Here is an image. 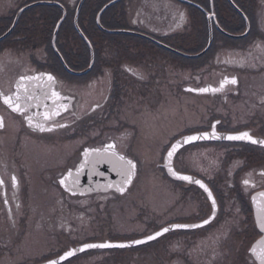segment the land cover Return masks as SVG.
Here are the masks:
<instances>
[{
	"label": "flooded vegetation",
	"instance_id": "flooded-vegetation-1",
	"mask_svg": "<svg viewBox=\"0 0 264 264\" xmlns=\"http://www.w3.org/2000/svg\"><path fill=\"white\" fill-rule=\"evenodd\" d=\"M15 1L9 0L8 5ZM32 1H23L21 5ZM49 1L63 5L65 19L70 12L74 11L75 14L79 0ZM85 1L78 11V21L84 17V12L81 14L80 12ZM92 1L99 3V0ZM113 5H116L113 10L114 18L111 17L114 23L130 24V28L133 29L130 30L139 34L117 33L131 37H127L126 40L123 37L116 38L115 43L109 47L100 46L98 51L101 56L98 62L101 72L86 83H70L56 75V91L61 95V99L56 103L45 97H38L30 102L31 106L27 108L26 114L33 117L34 123H42L45 128H52V131H40L29 126L23 114L13 111L0 99V117L3 118L4 125L0 127V180L3 181V184H0V260H6L2 264H33V256L28 260L30 258L22 255L20 250L24 240L33 232V224L36 227L42 224L47 231L46 237L50 239V235L55 234L53 229H50L53 224L50 220H55L60 212L69 214L76 212L82 215L92 212L94 219L100 223L102 210H105L106 206L103 198L117 201L130 195L129 191L141 175L144 160L131 157L124 152L136 163L137 168L132 182L123 192L117 191L115 186L109 190L87 192L80 184L77 188H74L73 184L77 179V173L74 171L82 161L81 152L85 147H102L105 142L113 140L117 149L122 152L115 138L97 141L99 134H96L92 136V141L86 144L85 136L93 132L95 125L102 119L101 116L118 112L126 101L146 102L153 98L179 101L182 96L189 97L190 102L187 106L190 121L186 122L178 136L170 143H166L157 163L165 184L179 193V198L174 201L173 206L182 204L184 196L187 198L188 195H195V198H202L204 203L208 201L210 212L213 209L209 197L202 188L194 183L174 179L167 174L163 165L164 156L175 139L185 134L210 132L214 127L217 134L248 132L254 140L264 141V0H118ZM52 7H58L63 14V8L59 5ZM4 8L9 7L0 2V11ZM181 14L184 16L183 21L180 20ZM5 16L6 13L2 10L0 18ZM106 18L110 19V16ZM22 21L21 28L12 38L16 45L9 44L0 49L1 59L5 57L7 49L13 51L12 47L22 48L24 52H28V60L24 61L20 72L6 86L0 81V91L5 94L16 91L20 76L38 71L51 72L49 66L52 61L44 59L47 54L45 50L48 30L39 31L41 29L39 21L43 22V17L33 14L31 19L23 18ZM59 31L55 41L60 33L58 43L65 41L67 46L72 47L74 35H69L71 33L69 30ZM161 43L179 52H183L181 48H192L195 58L208 55L207 60L183 68L176 56L184 58L185 56L166 48ZM37 63L43 66L38 67ZM225 78L229 80L235 78L236 83H228L218 92L194 91L208 85L211 86L209 89L219 88L220 82ZM25 83L29 92L37 97L38 90H33V81ZM98 84L107 85L106 90L98 88V94L104 91V96L100 102H94L86 109L83 100L87 93H93ZM188 87L194 90L186 89ZM21 95L23 96V89ZM60 105L67 107L64 109ZM52 110L59 111V115L45 120L43 113ZM60 129L69 131L59 134ZM74 141L78 143L80 141V144L74 153L68 156V160H63L62 163L50 161L43 164L38 161L41 167L36 171L38 162L29 159L30 155H33V143H48L53 145L51 147H58L61 143ZM196 149L211 150L210 158L205 160H223L221 163L223 168L214 169L213 163L208 167H211L210 171L206 172L182 161L195 160ZM189 151L191 157H184L183 154ZM173 160L176 171L191 174L209 187L217 204L215 218L205 226L171 230L152 242L126 249L131 252L134 250L151 252L159 264H165V253H169L171 249L170 258L177 262L175 264H199L198 259H201L202 264H215L216 256H220V250L222 251L224 247L226 252L223 256L227 261L229 259L227 240L215 241V245L218 246L216 243H219L220 250L211 251L209 246L203 245V241L207 240L205 235L211 232L212 228H218L223 224L225 228L233 229L235 238L239 234L249 236L243 247L238 248L236 257L241 261L250 262L248 264H258L250 249L255 241L264 237V230L255 220L252 196L264 192V143L217 139L199 141L182 147ZM69 170L74 174L71 182L66 181L71 191L60 184V180ZM83 176L84 174L80 172L78 180ZM12 177H15V182ZM245 180L249 181L247 185L244 183ZM37 185H41L42 190L49 195L57 196L58 200L48 205L50 220L48 217L47 220H42L39 215L40 223L36 219L33 223V213L38 210L37 205L33 203ZM148 208L149 205L144 206L143 214L149 218ZM196 213L200 215L199 211ZM74 215L71 217L69 215L70 219L66 220L67 228L61 226L58 229L65 230L63 233L60 231V234H64L67 240L74 228L79 226H75L76 222H79ZM199 215L196 214L195 217ZM161 217L164 216H159ZM205 218L207 217L202 216L195 219L194 223ZM172 223L193 222L189 221V214L166 221L148 222L155 229ZM202 232L205 233L204 237L196 235ZM223 235L227 237L224 230ZM95 240L85 239L78 243ZM159 243L163 248L161 252L155 249ZM199 248L203 252L207 250L209 252L199 258ZM85 255L87 254L76 255L61 264H68Z\"/></svg>",
	"mask_w": 264,
	"mask_h": 264
},
{
	"label": "rangeland",
	"instance_id": "rangeland-1",
	"mask_svg": "<svg viewBox=\"0 0 264 264\" xmlns=\"http://www.w3.org/2000/svg\"><path fill=\"white\" fill-rule=\"evenodd\" d=\"M23 1L25 0H16L11 5H8L9 0H0L2 5H7L9 7L7 9H2L3 13L8 15V12H11L13 14ZM49 8L50 6L47 5H37L34 8L28 9L25 12L24 18L31 19L33 14H39L43 17V22L39 21L41 28L39 31L50 30V24H48L47 15L45 14V10H49ZM2 10L0 12H2ZM105 18L103 19V22L108 27L112 28L115 26L116 28L131 29L130 24L125 22L122 24L111 23L110 26V24L106 22ZM3 23L6 22H4L3 18H0V28ZM22 23L23 21L21 20L13 34L21 28ZM6 43V41L0 42V49L5 46ZM13 43L14 42H10L8 44L13 45ZM15 45L16 44L14 43V46ZM181 49L186 54H193L194 50L192 48ZM12 50L13 51H8L7 49L5 51V57L3 59L0 58V81L4 86H6L7 83L10 82L18 72H20V68L24 64V61H26V59L28 60V52H24L22 48L12 47ZM45 52L47 53V48ZM207 56L208 55H206V57L204 56L198 58H184L176 56V58L179 59L183 68H186L187 66L206 61ZM44 59L52 61V58L49 57L48 54H45ZM36 65L38 67L43 66L40 63H37ZM54 72L61 80L65 79L70 83H86L88 80H92V77L94 76H69L61 73L60 71ZM99 87L106 90L107 85L102 84L100 86L98 84L96 88L93 89L92 94L91 92L87 93L85 96L86 98L83 100L85 101L86 109L90 106V104L100 102L102 100L104 91L99 95ZM89 94L92 97H90ZM189 102L190 100L187 96H182L179 101H175L173 99L156 100L154 98L146 102L131 101L129 103L126 101L124 106H121V109H119L118 112H114V114L109 113L108 116H101L100 118L102 119L95 125V128L92 130L93 132H90L87 136H85V143L89 144L90 141H92V136L96 134H99L97 135L99 138L97 141H103L112 137L117 139L118 147L122 152L131 157L138 158L139 160H144L141 175H139L138 180L135 181L134 186L129 191L130 195L128 194V196L117 199V201H111V199L103 198L106 206L105 210H102L100 223L98 220L94 219L92 212L86 213V215L76 212L70 214L60 212L56 215L55 220H50L49 217L51 216V213L48 211L50 209L48 205L53 203L54 200H58V197L53 196L52 194L49 195L46 191L42 190L43 188L41 185H37V190L33 195V203L37 205L38 210L33 213V223H35V219L37 221L39 220V215L42 220H47L48 217V220L53 223L52 228L50 229H53L55 234L54 236L50 235V239H48L46 237L48 236L46 234L47 231L44 226H42V224H38L36 227L33 224V232L28 235V238L24 240V244L20 247L22 255L26 256V258H30L28 260H31V257L33 256V264H36L56 257L70 246H76L80 242L85 241V239H96L95 241L130 240L147 235L148 233L157 230L152 227V225L148 224L150 220L166 221L179 215L189 214V221L195 222V219H200L202 216L208 217L211 213L208 201L206 200L204 203L202 198H195V195H188L187 198H184V196L182 204L173 206L174 201L179 198V193L173 188H170L168 184H165L166 182H164V178L157 165L159 155L162 152L161 150H163L166 143H170L175 136H178L180 131H182L183 127L186 125V122L188 123V121H190L187 106ZM65 131L69 130L60 129L58 130V133L62 134ZM78 144H80V141L79 143L77 141L61 143L58 147H51L53 145L48 143H33V155L31 154L29 159L34 162H43V164L50 161L53 163H62L63 160H68V156L74 153ZM210 153L211 150L209 149H196L195 160L182 161L186 162L189 166H194L197 169L206 172L210 171L209 169L211 167H208L213 163L214 169H222L223 165H221V163H223V160H205L210 158ZM183 156L190 158V151L187 154L184 153ZM39 164L40 166H38ZM36 167L37 171L41 167V163L38 162ZM228 198L230 199L229 195ZM145 205H149V218L143 214ZM198 211L200 215L196 213ZM72 214H75L74 216L79 222H76L75 226H79L74 228L72 231L73 233L69 234L70 236H68L67 240V237L64 234H60V231L63 233L65 230L61 229L58 231V229L61 226L63 228L68 227L66 220L70 219ZM196 214L199 216L195 217ZM159 216L164 217L159 218ZM233 218L234 217H232V220ZM223 230L226 231V238L223 235ZM232 231L233 229L229 230L221 224L218 228H212L211 232L205 235V237L207 236V240L203 241V245H205V247L209 246L211 251L220 250L218 247L219 243H216L218 244L217 246L215 245V241L218 239L227 240V246L229 249V253H227L229 255V259L225 261L223 254L226 251L223 247L222 251L220 250V256H216L217 260L215 259V264L250 263L246 260L241 261L240 258L236 257L238 248L243 247L249 236L246 234H239L235 238ZM204 234L205 233L202 232L196 235L204 237ZM160 245L161 243L155 246L156 251H163V248ZM199 247L202 246L199 245ZM170 252L165 253V264L177 263L170 258ZM208 252L209 250H207V252H203V250L200 249L198 257L202 258L207 255ZM80 254L87 255L80 256L68 264H159L157 258L155 259L151 252H147L145 250H134L131 252L129 249H109L103 252L84 251ZM5 262L6 260H0V264ZM198 262L199 264H202L201 259H198Z\"/></svg>",
	"mask_w": 264,
	"mask_h": 264
},
{
	"label": "water",
	"instance_id": "water-1",
	"mask_svg": "<svg viewBox=\"0 0 264 264\" xmlns=\"http://www.w3.org/2000/svg\"><path fill=\"white\" fill-rule=\"evenodd\" d=\"M83 1H84V0H80V1H79V4H78V6H77L76 13H75V17H74V25H75L76 30L78 31V33L80 34V36L84 39V41L87 43V45H88V47H89V49H90V62H89V65H88L85 69H83V70H73V69H71V68L66 64V62H65V60L63 59L62 55L60 54V52L57 50V48H56V46H55L56 34H57L58 28H59V26H60L62 20L64 19V15H65V12H64V11H63V15L61 16V18L57 21V23H56V25H55V28H54V31H53V36H52V46H53V49H54L55 53L57 54V56L59 57V59H60L62 65H63V67L65 68V70H66L68 73H70V74H72V75H78V76H79V75L86 74V73L91 69V67H92V65H93V61H94V52H93L92 45H91L90 41L88 40V38H87V37L84 35V33L81 31V29H80V27L78 26V23H77V15H78V11H79V9H80V7H81ZM116 1H118V0H111L110 2H108L107 4H105V5L99 10V12L97 13V16H96V23H97L98 27H99L100 29H102V30H105V31H107V32H111V33H135V34H139V33L134 32V31L123 30V29L109 30V29H105V28L101 25V23H100V16H101L102 12H103L107 7H109L110 5H112L113 3H115ZM37 4H57V5L61 6L59 3H56V2H50V1H35V2H32V3H30V4H27V5L23 6V7H21V8L17 11V13H16V15H15V17H14V19H13V22H12V24L10 25V27H9V28H8V29H7L2 35H0V40H2L5 36H7V35L11 32V30H12V29L14 28V26L16 25V23H17V21H18V18H19V16H20V14H21L25 9H27V8H29V7H31V6L37 5ZM61 7H62V6H61ZM62 8H63V7H62ZM63 10H64V9H63ZM161 44H162V43H161ZM162 45L165 46V47L168 48V49H171V50H173V51H176V52H178V53H180V54H183V55H185V56L195 57V54L187 55V54L181 53V52H179V51H177V50H175V49H173V48H171V47H169V46H167V45H164V44H162ZM41 73H44V74H51V73H46V72H38V73H35V74H33V75H26V76H39ZM51 75H52V76L54 77V79H55V83L52 84V88H49V87H48V85H49L50 82L47 81L46 77L42 78V80L39 82V83H41V84L44 85L43 89L37 87V83H38V82L33 81V90H34V89H37V90H38L37 97H45V96H44V92H45V91H47V92L50 94V92H51L52 89H54L55 91L57 90V86H56V84H57V79H56V77H55L53 74H51ZM19 78H20V77H19ZM18 81H19V80H18ZM31 82H32V81H27L28 84L31 83ZM210 87H211V86L208 85V86H206V87H204V88H210ZM186 89L194 90V89H192L191 87H188V88H186ZM194 91H195V92H198V93H201V92L199 91V89H195ZM212 132H213V131H210V132H199V133H190V134H185V135H183V136H180L179 138H177V139H176V140L170 145V147H169L168 150L166 151L165 156H164V164H163L164 167H165V169H166L167 174H168L170 177H172V178H174V179H177V180L185 181V182H187V183H194V184L198 185L200 188L203 189V191L207 194L208 197H209V195H208V192L205 191V188L201 187L200 184L195 183L196 180H199V181H201L202 184H204V185L207 187V189H208L209 191H211V190L209 189V187L205 184V182H203L201 179H199V178H197V177H195V176H193V175H190V174H184V173H180V172L176 171L175 168H174V166H173V159H174L176 153H177L182 147H184L185 145H188V144H191V143H195V142H199V141H207V140H216V139H217V140H228V139L225 138V137H227L228 135H237V134H231V133H230V134H229V133H218V134L216 133V135H217L218 138H212V137H211V133H212ZM203 133H209V137H208V138H204V139H197V140L191 141V142H189V143H184V141H183V138H184V137L193 136V135H200V134H203ZM177 141L180 142V146L178 147L176 153H175L171 158H169V157L167 156V153H168V151L171 149V146H172L173 144H176ZM109 143H114V144H115L114 141H109V142L105 143V144L103 145V147H101V148H99V147H86V148H84V150H85V149H96V148H99V149H101V151H103L104 146H105L106 144H109ZM115 145H116V144H115ZM84 150H83L82 153H81V160H82V161H84V159H85V157H84V155H83V154H84ZM116 150H117V148H116ZM117 152H118L119 154H121V155H124L123 153L119 152L118 150H117ZM124 156H125V155H124ZM97 159H100V157H98L96 154H92V155L89 157V161H90L89 164H87V165L84 167V169L81 171V173L84 174V176H83L82 179L79 180V183H78V184H74V188H77V187L79 186V184H80V185L85 189V191H87V192H90V191H88V189H92V191H95V190H102V191H104V190H109V189H110V188L107 187V185H109V184H120L122 187H124V189H126L127 186H128V184H127V185H124V184H123V178L119 175V173H118L117 171H114V170H113V166H112V164L109 163L107 159H103L102 162L95 163V166H94V167L92 166L91 161H93V160H97ZM82 161H81V162H82ZM80 164H81V163H80ZM80 164L78 165V167L80 166ZM78 167H77V168H78ZM169 167H171V168L177 173V175H173V174L169 171ZM74 172L76 173V170H75ZM72 175H74V174H72ZM182 175H183V176H189V177L192 178V180H183V179H180L179 177L182 176ZM133 177H134V176H133ZM71 181H72V180H71V177H70V178L68 179V182H71ZM211 193H212V192H211ZM261 193H264V192H261ZM261 193H257L256 195L252 196V204H253V209H254V217H255V220H256L257 222H259L258 218L261 216V209L264 208V196H262ZM254 197H255V200L253 199ZM209 199H210V201H211V203H212V205H213V199L215 200L213 194H212V197H209ZM216 213H217V204H216V201H215V207H213L211 214H210L206 219H204V220H202V221H200V222H197V223H172V224H168V225H166V226H164V227H162V228H160V229H158V230L152 232L151 234H148V235H146V236H143V237H140V238H137V239H133V240H127V241H110V240H105V241H96V242H87V243H83V244L77 245V246H75V247H70L69 249H67V250H65L64 252H62L60 255H58V256H56V257H54V258H51V259H49V260H46V261H43V262L37 263V264H48V262L51 261V260H56V261H57V264H60V263H62V262H64V261H66V260H68V259H70V258H72V257H74V256H76V255H78V254H80V253H82V252H84V251L91 250V249L127 248V247H134V246L142 245V244H145V243H148V242H150V241H153V240H155V239L161 237L162 235H164L165 233H163L162 235H160V236H158V237H155V238L152 239V240H147V239H146L148 236L154 235L156 232L161 231V230H162L163 228H165V227L169 228V231H171V230H176V229H195V228H198V227L205 226V225H207L208 223H210V222L215 218ZM205 220H208L209 222H208L207 224L203 223ZM176 224H182V225H197V226H196V227H183V228H175V227H172L173 225H176ZM169 231H168V232H169ZM166 233H167V232H166ZM136 240H142V241H144V242H143V243H139V244L133 243V241H136ZM257 241H258V240H257ZM257 241H255V242L252 244V246L255 245ZM103 243H111V244H114V245H117V244H125V245H127V246H126V247H108V248H99V247H97V248H86V249H84L83 251H80V249L82 248V246H83L84 244H103ZM72 250H75V251H74V255L69 256V257H67L66 259H59V257L64 256L65 253H67V252H69V251H72ZM256 261H257V260H256ZM257 263L259 264V261H257Z\"/></svg>",
	"mask_w": 264,
	"mask_h": 264
},
{
	"label": "snow or ice",
	"instance_id": "snow-or-ice-1",
	"mask_svg": "<svg viewBox=\"0 0 264 264\" xmlns=\"http://www.w3.org/2000/svg\"><path fill=\"white\" fill-rule=\"evenodd\" d=\"M184 16L183 14H181L180 16V20L183 21ZM46 77L47 81L50 82L48 87L52 88V84L55 83V79L51 74H44L41 73L39 76H21L19 78V81L16 84V91L12 92L10 94H5L3 91H0V99L3 100V103L6 104L9 108H11L13 111L15 112H19L21 114L24 115L25 120L28 122L29 126L31 127H35L37 129H39L40 131H52V128H45L44 125L42 123H34L33 121V117L32 116H28L26 114L27 108L31 106L30 102L38 99V97L34 96L33 94H31L29 92V89L25 83V81H36L37 83V87L43 89L44 85L39 83L42 78ZM235 84L236 83V79L232 78L231 80H229L228 78L223 79L220 82V87L219 88H201L199 89L200 92H207V91H213V92H218L221 89H223V87L228 84ZM21 89H23V96L21 95ZM44 96L45 99H51L53 101V103H56V101L61 99V95L58 91H55L54 89L51 90L50 94L45 91L44 92ZM61 108L66 109V105H60ZM59 115V111H45L43 113V117L45 120H49L51 119L52 116H56ZM3 118L0 117V127H3ZM209 137V133H203L200 135H193V136H188V137H184L183 141L184 143H189L191 141L197 140V139H204V138H208ZM211 137L212 138H218L215 132V128L213 127V132L211 133ZM228 140H249L252 143H264V141H257L254 140L252 138V136L249 135L248 132H242L239 133L237 135H228L227 137H225ZM180 146V142L177 141L176 144H173L171 146V149L168 151L167 156L169 158H171L177 151L178 147ZM92 154H96L98 157H100V159L97 160H93L91 161L92 166H95V163H99L102 162L103 159H107L109 163L112 164L113 166V170L117 171L119 173V175L123 178V184L127 185L130 184L132 182V178L133 176L136 174V168L137 165L136 163L132 160V159H128L127 157H125L124 155H121L117 152L116 150V145L114 143H109L106 144L103 148V151H101V149L96 148V149H85L84 150V161L81 162L80 166L76 169V173H77V179L73 181V184H78L79 180H78V176L80 174V172L84 169V167L89 164V157ZM169 171L173 174V175H177V173L171 168L169 167ZM72 177V172L71 170H69V172L67 173V175L62 178L60 180V184L64 185L66 188H68V184L66 183V181ZM180 179L183 180H192L191 177L189 176H180ZM13 181L15 182V177H12ZM195 183L200 184L201 187L205 188V191L208 192L209 197H212V193L211 191H209L207 189V187L201 183V181L196 180ZM244 183L247 185L249 183L248 180H245ZM0 184H3V181L0 180ZM116 187L117 191L119 192H123L125 189L124 187H122L121 185H113V184H109L107 185L108 188L111 187ZM69 191H71V188H68ZM88 191H92V189H88ZM262 196H264V193H261ZM255 200V197L253 198ZM213 207H215V200L213 199ZM261 229L264 230V208L261 209V216L258 218ZM209 221L205 220L203 223L207 224ZM197 225H182V224H176L173 225L172 227L175 228H183V227H196ZM169 231V228L165 227L163 228L161 231L156 232L154 235L148 236L146 239L147 240H152L155 237H158L160 235H162L163 233H166ZM144 241L142 240H136L133 241V243L139 244V243H143ZM127 245L125 244H111V243H103V244H84L82 246V248L80 249V251H83L86 248H108V247H126ZM74 251H69L67 253L64 254V256L59 257V259H66L69 256L74 255ZM250 252L252 254V256L255 258V260L259 261V264H264V237H261L260 240H258L256 242L255 245H253L250 249ZM48 264H57L56 260H51L48 262Z\"/></svg>",
	"mask_w": 264,
	"mask_h": 264
},
{
	"label": "trees",
	"instance_id": "trees-1",
	"mask_svg": "<svg viewBox=\"0 0 264 264\" xmlns=\"http://www.w3.org/2000/svg\"><path fill=\"white\" fill-rule=\"evenodd\" d=\"M108 0H99V3L92 1V0H86L85 3L83 4L82 11L80 12L83 13L84 17L78 21L79 26L81 30L84 32V34L87 36V38L90 40L94 52H95V62L90 70L89 73L86 75H96L100 70V63L98 62V59L100 58V52L98 51L100 46H111L112 44L115 43L116 38L123 37L124 40L127 39V37H131L130 35H125V34H117V33H109L106 31L101 30L95 21L96 14L99 11V9L107 2ZM116 5H113L109 8H107L101 15L100 22L101 24L106 28V29H116V27H108L104 24L103 19L105 17L110 16V19L105 18L106 22L108 24L114 23L115 21L112 19L114 18V7ZM34 8V7H33ZM88 8V9H86ZM18 9V8H17ZM17 9L14 11L12 14L11 12H8V15L6 14L5 17H3L4 22L1 28H0V34H2L4 31L8 29L10 26L14 15L17 11ZM27 11V10H26ZM45 14L47 15V22L50 24V30L47 31V54L49 57L52 58V64L50 65V68L53 71H60L61 73L67 74L71 76L63 67L62 63L60 62L58 56L55 54L52 45H51V37H52V32L54 29V26L57 22V20L61 16V10L58 7H52L50 6L49 10H45ZM25 12L22 13L20 16L19 22L24 18ZM42 15V14H41ZM73 16H74V11L70 12L67 17L64 19V21L61 23L59 30L61 31H66L69 30L71 33L69 35H74V42L71 43L72 47L67 46L65 41H62L61 43H58V39H60L61 35L58 33L57 41H56V46L61 53L63 59L65 60L66 64L73 70H82L86 68L89 64L90 61V51L88 48V45L84 42V40L79 36L77 31L75 30L74 27V22H73ZM112 17V18H111ZM18 22V24H19ZM18 24L15 26L13 31L2 41L0 42H7L6 44L13 42V37L15 36L14 30L18 27ZM59 31V32H60ZM50 59V58H49ZM104 60V59H103ZM106 61L108 59L106 58ZM105 64V63H104Z\"/></svg>",
	"mask_w": 264,
	"mask_h": 264
}]
</instances>
